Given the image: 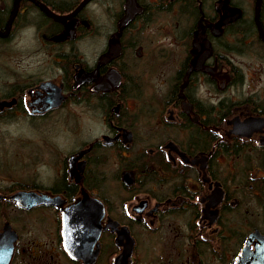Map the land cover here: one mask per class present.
Returning <instances> with one entry per match:
<instances>
[{"label": "flooded vegetation", "instance_id": "flooded-vegetation-1", "mask_svg": "<svg viewBox=\"0 0 264 264\" xmlns=\"http://www.w3.org/2000/svg\"><path fill=\"white\" fill-rule=\"evenodd\" d=\"M255 3L0 0V122L31 130L27 150L8 135L0 163L36 168L0 179V203L39 222L51 212L62 254L41 259L40 236L22 242L4 220L0 230L8 221L17 233L8 264L26 254L87 264L63 244L62 211L79 201L84 212L103 206L91 264L118 261L121 226L135 242L120 264H137L140 244L145 264H207V245L226 252L219 241L236 232L235 264L248 235H264V0ZM50 121L68 145H36L56 131L36 129ZM16 192L49 201L26 207ZM228 212L241 223L263 213L242 232Z\"/></svg>", "mask_w": 264, "mask_h": 264}, {"label": "rangeland", "instance_id": "rangeland-1", "mask_svg": "<svg viewBox=\"0 0 264 264\" xmlns=\"http://www.w3.org/2000/svg\"><path fill=\"white\" fill-rule=\"evenodd\" d=\"M150 90V87H149ZM38 125V122H36ZM36 129H41L42 132L44 130H56L55 132H52L49 136H38L36 134V145L40 146L44 149L45 143L48 141L50 138V144L53 145H58V146H63L65 143L68 145L70 142L69 140L72 139V137H68L66 139L59 133L58 130L61 129V126L59 125V122L55 121H50V122H45V123H40ZM31 130H30V123L29 121H14V122H0V151L3 150L4 144L8 141V135L9 134H17L19 135V146L20 149L27 150L29 147L28 144L31 142L29 140V137L31 136ZM3 133V135L1 134ZM40 144V145H38ZM30 145V144H29ZM13 149L16 151L17 148L14 145ZM24 154V153H21ZM3 155H5V152H3ZM9 157H12L10 155H6ZM15 157V156H14ZM7 167L4 166L5 163L4 161L0 163V179L5 180V181H11L14 179L21 180L23 178H28L32 176V172L36 170L32 169L30 166V162L22 157H20L19 161L16 162L18 159H9ZM11 161H13L11 163ZM28 165H27V163ZM15 164V168H13ZM42 170V168H40ZM39 170V168H37ZM18 209L16 206H14L10 202L6 203H0V227L3 223L4 220H9L13 223V225L21 232L22 235V242L27 240L28 237L27 235H39L40 240L39 242H44L42 247H41V252H40V257L41 259H50L52 257H61L62 254L60 253V247L58 244L55 243L54 238H53V230H54V218L51 212H44L45 217L42 222H39L31 216L29 217V213L26 212H17ZM234 212H228V216H231L232 219L230 220L233 226L237 225L242 232H245L244 230L247 229L248 222L245 221L247 218L248 221H255L258 223V221L262 220V213L263 212H253V215L248 214L247 217L242 218L238 217H233ZM246 213V212H245ZM235 214V213H234ZM240 216V215H239ZM51 230V235L48 233V231ZM241 236H238L236 232L232 233L228 238H221L220 243L222 246L225 247L226 252L223 251V248H220L219 251L216 250L215 253L212 254L211 250L208 248L210 245H207V264H233V254L232 251H235L237 247V243L239 242ZM169 241V238H167V241H164L165 244ZM32 242V241H30ZM22 244V243H21ZM216 245V243H213ZM28 246L30 245L29 243L27 244ZM163 245V244H162ZM212 246V245H211ZM138 258L139 261L137 264H145V255H142L140 249H141V244L138 245ZM217 248V247H216ZM214 251V249H213ZM105 254H103L104 256ZM221 256V257H220ZM59 262H64L63 260H60ZM153 263L158 262L157 259L152 261ZM50 262H45L42 260H35L32 256H20V259L18 258L17 261L13 262V264H48ZM59 263V264H63ZM54 264V263H53Z\"/></svg>", "mask_w": 264, "mask_h": 264}, {"label": "water", "instance_id": "water-1", "mask_svg": "<svg viewBox=\"0 0 264 264\" xmlns=\"http://www.w3.org/2000/svg\"><path fill=\"white\" fill-rule=\"evenodd\" d=\"M260 0H256L255 7L258 11ZM209 51V47L207 48ZM1 197V195H0ZM11 198L29 207V205L38 202H48L45 197H30L28 192H16L11 195ZM83 201L69 205L62 211V235L65 250L72 257H81L87 264L95 261L99 243L96 242L100 233V219L103 216V206L99 204V212H84ZM83 207V208H82ZM108 224L113 228L117 227L118 221L108 218ZM117 229L116 241L123 245L122 250L117 255L118 260L115 264H120L126 260L131 254L134 247V237L129 233L127 226H121ZM17 237L16 231L11 227V224L6 221L0 230V264H8L12 252L13 242ZM257 238L255 249H249V243L253 238ZM259 251V252H258ZM235 264H264V235H261L257 230L252 231L247 240L244 242L239 253L235 257Z\"/></svg>", "mask_w": 264, "mask_h": 264}]
</instances>
